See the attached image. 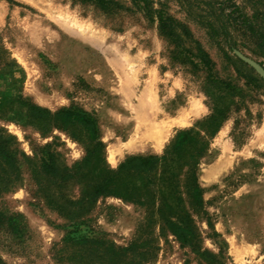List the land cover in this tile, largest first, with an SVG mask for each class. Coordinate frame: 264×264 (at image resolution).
<instances>
[{
  "label": "rangeland",
  "instance_id": "1",
  "mask_svg": "<svg viewBox=\"0 0 264 264\" xmlns=\"http://www.w3.org/2000/svg\"><path fill=\"white\" fill-rule=\"evenodd\" d=\"M114 1L0 0V144L16 161L0 155V264H264V53L228 19L264 32V0H153L188 25L213 77L176 60L133 0ZM25 103L88 113L99 154L85 163L84 126ZM154 125L161 140H140ZM186 129L194 138L153 171L118 172ZM180 220L221 263L177 239Z\"/></svg>",
  "mask_w": 264,
  "mask_h": 264
},
{
  "label": "trees",
  "instance_id": "2",
  "mask_svg": "<svg viewBox=\"0 0 264 264\" xmlns=\"http://www.w3.org/2000/svg\"><path fill=\"white\" fill-rule=\"evenodd\" d=\"M85 3H95L99 7L110 12L118 5L114 0H80ZM133 4L137 11L141 12L144 18L152 24H158V30L161 36L167 38L176 46L174 58L182 60L185 63H190L194 70H206L213 77L214 62L209 53L205 50L202 44L193 37L192 31L186 23L176 18L169 11L167 4L162 3L159 7L154 5L153 0H133ZM229 21L239 27L243 35L249 39H255L258 46V53H264V32H262L257 22L253 21L249 16L243 14L238 18L234 16L228 17ZM250 32V33H249ZM195 43L194 49L190 46ZM215 79H213L214 81ZM29 114L35 118H50L55 117L66 125L80 124L89 132V136L95 143L93 149H89L84 159L85 163L90 162L99 154V147L102 142L98 138V128L95 120L86 112L71 108H61L57 112L52 113L51 110L40 105L25 103ZM224 111L218 109L216 114L211 118V124H216L220 117H223ZM191 129L181 130L178 132L176 140L172 145L168 154L160 156L157 154L135 155L129 157L121 164L118 172H133V173H149L153 171L162 161H167L175 154L179 153L184 147L193 139ZM0 155L4 157L9 163L14 164L15 157L7 148L0 144ZM50 161V162H49ZM49 161L45 162V168L49 172H56L54 164V153H49ZM104 186L101 185L100 189ZM103 193L104 190H100ZM191 192L195 199L202 201V190L197 181L193 182ZM168 228L177 237L182 244L190 245L194 251L198 252L204 260L211 263H221L220 260L207 249L202 250L198 245V236L191 226L189 221H169Z\"/></svg>",
  "mask_w": 264,
  "mask_h": 264
},
{
  "label": "bare ground",
  "instance_id": "3",
  "mask_svg": "<svg viewBox=\"0 0 264 264\" xmlns=\"http://www.w3.org/2000/svg\"><path fill=\"white\" fill-rule=\"evenodd\" d=\"M145 118V117H144ZM149 120V119H148ZM156 120V119H155ZM181 123V122H180ZM154 127V128H153ZM148 128L147 127V131H144V133L142 134L143 136H141L140 140L143 139L144 141H148V140H154V141H158L161 140L160 136L158 135V127L157 126H153ZM140 133V132H139ZM161 134V133H159ZM136 135V134H135ZM143 137V138H142ZM163 140V139H162ZM160 144V143H159ZM146 145V144H145ZM138 148V147H136ZM141 148V147H140ZM135 149V148H134Z\"/></svg>",
  "mask_w": 264,
  "mask_h": 264
},
{
  "label": "water",
  "instance_id": "4",
  "mask_svg": "<svg viewBox=\"0 0 264 264\" xmlns=\"http://www.w3.org/2000/svg\"><path fill=\"white\" fill-rule=\"evenodd\" d=\"M249 62H250L251 64H253L254 66H256V63L253 62L252 60H249Z\"/></svg>",
  "mask_w": 264,
  "mask_h": 264
}]
</instances>
